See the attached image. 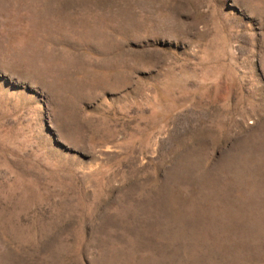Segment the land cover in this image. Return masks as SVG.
Returning a JSON list of instances; mask_svg holds the SVG:
<instances>
[{
    "label": "rangeland",
    "instance_id": "1",
    "mask_svg": "<svg viewBox=\"0 0 264 264\" xmlns=\"http://www.w3.org/2000/svg\"><path fill=\"white\" fill-rule=\"evenodd\" d=\"M0 264H264V0H0Z\"/></svg>",
    "mask_w": 264,
    "mask_h": 264
}]
</instances>
